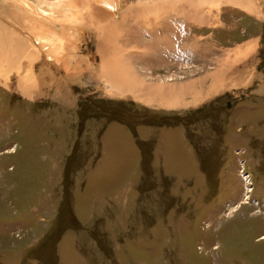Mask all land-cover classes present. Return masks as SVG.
<instances>
[{
    "label": "rangeland",
    "instance_id": "1",
    "mask_svg": "<svg viewBox=\"0 0 264 264\" xmlns=\"http://www.w3.org/2000/svg\"><path fill=\"white\" fill-rule=\"evenodd\" d=\"M228 1L121 0L143 41L127 81L86 20L64 48L73 81L37 58L31 98L0 74V264H264V0Z\"/></svg>",
    "mask_w": 264,
    "mask_h": 264
},
{
    "label": "bare ground",
    "instance_id": "2",
    "mask_svg": "<svg viewBox=\"0 0 264 264\" xmlns=\"http://www.w3.org/2000/svg\"><path fill=\"white\" fill-rule=\"evenodd\" d=\"M222 2L230 3L228 0H222ZM120 6H121V0H0V74L7 76V74L13 70L16 76L21 75V77L17 79L16 88L23 95H26L31 98L34 96V94L27 93V92L33 91V90H29L28 88H31V89L34 88L33 85L28 84L30 83L31 78L32 77L35 78V82L41 79L44 80V75H47V72H49L47 69H44L45 66L42 64H41L42 65L41 67H37V68L35 67L34 63L37 58L39 59V62H41V60L44 59L43 61L45 63H47L48 65H53L55 69H60L61 67L65 72V78L67 80L71 79V81H73L75 79L74 74H72L73 64L71 65V63L68 62L69 59H67L65 56L67 52L64 51V48L67 51H69L68 49H70V47L72 46L71 42L73 40H76V41L78 40L76 34L85 32L84 25H82L79 21L86 20V22L87 23L89 22L92 26V27L90 26L89 28H93V30L96 33L98 32L99 43L97 47H98V51L101 57V68H105L108 70L107 75L109 77L112 76V73H116L118 77L122 79V81L123 79L127 81V75H125L126 73H125V67L123 63L124 58L122 59L124 55L123 51L128 46H129L128 49H133V46H130V45L131 44L134 45L133 44L134 42L137 44H140V43H143V41L141 40L142 39L141 35L138 36V34L140 33L137 32L138 33L137 34L135 32V28L132 23L133 22L132 18L135 15L134 11L137 10L136 5L135 7L134 5L127 7L129 8L127 12L129 14H126L128 18L123 17V16L115 18L117 17V15L119 16L120 13L124 12L127 9L123 7V4H122L123 8H120ZM145 6H144V10L150 9V11L149 10L147 11L153 12L155 10L157 11V10L162 9L164 7V4H160L158 6L157 5L149 6L150 8H147L148 6L146 7ZM186 6L184 5L182 8L184 12L188 13V15L195 13V12L198 13L199 11V10L196 11L197 6L192 7V9H189ZM179 8L180 7H178V9ZM246 9L249 10V7H247ZM166 14H164V16ZM170 14H174L175 16L177 15V17L179 16L176 11H172ZM137 17H138V14L136 18ZM160 18H161L160 21L164 22L163 21L164 17H160ZM184 18L187 20V18L189 17L187 18L184 17ZM17 20L20 21L21 23L17 24L16 22ZM191 20L193 21V19ZM97 21H98V24H95V22ZM67 23H72L74 27L68 26ZM8 25H11L13 28H11V26L9 27ZM177 27H181V24L179 23ZM147 28L149 27L144 28L145 31ZM162 28L164 27L162 26ZM149 31L148 33L151 34V31L150 32ZM174 32L175 31L169 33L168 37L164 34V37L168 38V42L175 41V40L179 41L180 39L182 40L184 39L183 37L175 34ZM21 34L26 36L28 39L22 36ZM71 34H74L72 35L74 36V38L72 39H70L72 37L70 36ZM148 36H152V34L151 35L148 34ZM152 42L155 43L154 41H151V43ZM179 42H182V41H179ZM148 44L149 43L143 44L146 48L142 45L145 49L143 50L144 53L148 52L149 49H152V51L154 50L153 48L155 47V45L151 44L150 47H148ZM27 47L29 48V52L26 54ZM253 48H254L253 44L252 45L248 44L247 47L244 48L243 53L247 54L251 50H253ZM131 52L129 51L128 54ZM18 57H23V58L21 60H18ZM129 58H127V60H129ZM154 58H155V55H154ZM126 63H129V62L126 61ZM77 66H79V64H77ZM37 69L40 70V72L36 74L35 72ZM131 69H133V67H131ZM129 70L130 69H128V71ZM130 75L131 76L129 78L131 81H128L129 85H126V86L130 87L131 88L130 91L133 90L132 92H134L135 90L134 88L135 87L138 88L139 86L137 85L135 80L132 78L133 77L132 70H131ZM214 77L215 79L212 80L214 89H211V91L217 90V88L221 84L220 77L217 75ZM5 79H6L5 81H7L8 83V80H9L8 76L5 77ZM37 83L39 84V81ZM192 86L196 88V86H200V83L198 84L196 82L191 85H187L186 87L185 86L180 87L179 90L177 91L180 92V94H182V91H185L191 88ZM222 86L223 85H221V87ZM124 87H125V84L124 86L123 84H118L115 90L119 92V94H121L120 92L123 93L125 91ZM144 88H147V90L145 91L146 93H144L145 96L147 97V99L149 100L151 99L153 103L154 99L149 98V97H152V96L156 97L155 95H157V93H155V91L152 90L150 87L145 86ZM177 91L173 92V94H175L176 96L179 95V93L176 94ZM132 92H131L132 96L134 95L133 97L136 98L135 97L136 94ZM157 92H159V90ZM170 93L171 91L167 90V93H166L167 97H169ZM145 96L143 98L141 97V99L148 101L146 100ZM138 99L141 101L140 98ZM199 99L200 100L202 99L201 95H198V96L194 95L191 103L198 102ZM159 103L164 104L167 107L177 106V103L173 101L172 99L170 103L169 101L168 103H163V102H160V100L158 104Z\"/></svg>",
    "mask_w": 264,
    "mask_h": 264
},
{
    "label": "crops",
    "instance_id": "3",
    "mask_svg": "<svg viewBox=\"0 0 264 264\" xmlns=\"http://www.w3.org/2000/svg\"><path fill=\"white\" fill-rule=\"evenodd\" d=\"M238 8H239V7H238ZM240 9H241V8H240ZM230 10H232V8H230ZM245 12L247 13L248 11H244V13H245ZM246 13H245V15H247ZM250 13H251V14H255V15H257V14L254 13V12H250ZM255 15H254V16H255ZM243 16H244V15H243ZM259 18H262V16H259Z\"/></svg>",
    "mask_w": 264,
    "mask_h": 264
}]
</instances>
